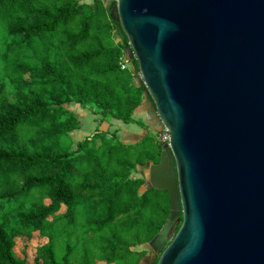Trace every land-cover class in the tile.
I'll return each mask as SVG.
<instances>
[{
  "label": "trees",
  "instance_id": "trees-1",
  "mask_svg": "<svg viewBox=\"0 0 264 264\" xmlns=\"http://www.w3.org/2000/svg\"><path fill=\"white\" fill-rule=\"evenodd\" d=\"M114 6L0 0V264H141L135 249L170 216L169 193L131 177L160 162L163 143L151 133L124 144L97 131L71 150L81 126L74 103L147 128L134 115L149 93L135 59L121 67L130 44ZM36 234L46 242L30 263L16 248Z\"/></svg>",
  "mask_w": 264,
  "mask_h": 264
},
{
  "label": "water",
  "instance_id": "water-1",
  "mask_svg": "<svg viewBox=\"0 0 264 264\" xmlns=\"http://www.w3.org/2000/svg\"><path fill=\"white\" fill-rule=\"evenodd\" d=\"M111 16L170 135L149 166L171 200L157 264H264V0H119Z\"/></svg>",
  "mask_w": 264,
  "mask_h": 264
},
{
  "label": "rangeland",
  "instance_id": "rangeland-1",
  "mask_svg": "<svg viewBox=\"0 0 264 264\" xmlns=\"http://www.w3.org/2000/svg\"><path fill=\"white\" fill-rule=\"evenodd\" d=\"M77 1H81L82 0H77ZM6 31H5V27L4 25H2L0 23V83H2L4 81V62L2 59V55L5 52V45H6ZM123 58L125 60H127L128 62L131 60L130 57L127 55V53L124 54ZM11 91V86L7 83L6 81V88H5V93L8 94ZM150 95L146 97L145 102L143 104V106L148 110L149 112V119H147V121H144V125L147 127H141L137 128L138 125L135 126H131L129 128V130H135L137 132H143L141 133V136H145L147 133H151L153 136H155L160 142L164 144L169 143L170 140V135H169V131L168 129L161 123L160 119L158 118V114L157 112L154 110L155 106H154V102L151 101L150 99ZM142 106V107H143ZM87 108V107H86ZM94 108L91 109V111ZM141 109V108H140ZM137 110V112L139 113V110ZM152 111V112H151ZM141 122V121H140ZM142 123V122H141ZM121 124V126H123L124 123H119ZM139 127V126H138ZM105 129H107V127H104ZM121 129V128H120ZM144 130V131H141ZM93 135H95V133H93ZM121 130H116V140L119 142H122L124 144H134L136 141H138L140 138H142L141 136L138 138H132L129 139L128 135L125 133H123L121 135ZM92 138V137H91ZM65 145L67 146V142L65 141ZM96 145L99 146L100 142H96ZM133 179H137V178H143L146 180L147 185L145 186V188H149V168L148 169H139L135 172L132 173L131 176ZM1 187V186H0ZM178 225L175 226L174 230L171 232L170 238H169V242L173 239L174 237V233L176 230V227ZM46 240L42 239L38 234L35 235L34 239L31 242H23V241H19L17 248H16V252L18 253V255L22 258L26 257L27 260L30 263H33L34 258L36 256V251L37 248L43 246L45 244ZM135 251L137 252H145V257L142 260L141 264H154L156 261L159 260L162 252H154L149 244L146 245H142L139 246L135 249Z\"/></svg>",
  "mask_w": 264,
  "mask_h": 264
},
{
  "label": "crops",
  "instance_id": "crops-1",
  "mask_svg": "<svg viewBox=\"0 0 264 264\" xmlns=\"http://www.w3.org/2000/svg\"><path fill=\"white\" fill-rule=\"evenodd\" d=\"M72 106L74 108H77L76 111L81 121L80 129L71 133V138H72L71 150L72 151L77 149V145L79 142H82L84 140H90L91 137L94 136L93 133L96 134L97 131L107 132L109 133V136H111V134L115 133L116 130H121V135L126 132V134L129 136L128 137L129 139H132L133 137L138 138L141 136V133H143V132L141 133L137 132L135 130L133 131L129 130L131 126H135L136 124H131V125L123 124V126H121V124H119L120 121L111 120V119L104 120L102 115L97 114L98 110L96 108H94L91 111L92 107L83 108V107L77 106L75 103L72 104ZM148 115H149L148 110L143 106L139 110V113L138 112L135 113L134 119L139 122L141 121L143 123L144 121H147V119H149ZM138 126L137 128H140V126L139 127ZM104 127H107V129H105ZM141 131H144V130H141Z\"/></svg>",
  "mask_w": 264,
  "mask_h": 264
},
{
  "label": "built area",
  "instance_id": "built-area-1",
  "mask_svg": "<svg viewBox=\"0 0 264 264\" xmlns=\"http://www.w3.org/2000/svg\"><path fill=\"white\" fill-rule=\"evenodd\" d=\"M101 1L106 5H111V4L117 5V3L119 2V0H101ZM130 66L131 65L129 64L127 60H125L124 58H121V67L123 70L130 68ZM137 76L140 81H143L140 73Z\"/></svg>",
  "mask_w": 264,
  "mask_h": 264
}]
</instances>
